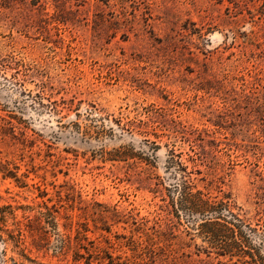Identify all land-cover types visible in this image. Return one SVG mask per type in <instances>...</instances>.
Listing matches in <instances>:
<instances>
[{
    "label": "rangeland",
    "instance_id": "1",
    "mask_svg": "<svg viewBox=\"0 0 264 264\" xmlns=\"http://www.w3.org/2000/svg\"><path fill=\"white\" fill-rule=\"evenodd\" d=\"M188 178L262 234L264 0H0V264H233Z\"/></svg>",
    "mask_w": 264,
    "mask_h": 264
},
{
    "label": "trees",
    "instance_id": "2",
    "mask_svg": "<svg viewBox=\"0 0 264 264\" xmlns=\"http://www.w3.org/2000/svg\"><path fill=\"white\" fill-rule=\"evenodd\" d=\"M175 191L177 200L174 206L189 217L201 218L197 224V230L202 234L204 241L216 251V257L226 259V262L234 261L233 264H264V259L259 254L260 250L264 249V229L260 230L262 234H258L256 229L251 228L234 208L229 199L224 198L225 200L220 201L211 199L207 194L197 190L189 178L180 186H176ZM38 229L39 241H47L46 232L41 227ZM254 237L259 238L257 245L252 244ZM59 242L60 248L66 246V240L60 238ZM150 254H152L149 259L151 262L153 252L150 251ZM82 259L83 264H144V262L127 259L121 260L120 257H113L108 253L102 256L87 253L86 257L76 254L74 261L76 263Z\"/></svg>",
    "mask_w": 264,
    "mask_h": 264
}]
</instances>
